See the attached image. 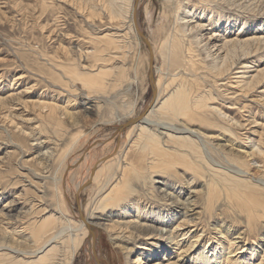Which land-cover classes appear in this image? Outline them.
Returning a JSON list of instances; mask_svg holds the SVG:
<instances>
[{"label":"bare ground","instance_id":"1","mask_svg":"<svg viewBox=\"0 0 264 264\" xmlns=\"http://www.w3.org/2000/svg\"><path fill=\"white\" fill-rule=\"evenodd\" d=\"M101 1L98 4L104 11H99L101 20L106 19L108 24L115 23L117 27H110L100 35H89L87 39L92 47H81L76 52L80 59L92 57L97 62L77 65L80 59L76 60L69 48L65 49V61L56 64L73 80L90 77L89 82L97 87L107 84L106 79L101 80L105 71L116 70L117 77H122L123 67L127 65L124 26L129 18L130 29L149 47L151 98L142 113L128 122L129 127L124 128L127 123L117 124L108 139L87 137L80 146L77 141L70 149L59 148L57 140L52 143L53 147L49 142L38 144V164L43 173H50L48 177L56 184L53 196L58 200L53 208L47 203L45 193L35 197L30 201L28 212L26 209L24 216L17 217L20 222L3 213L13 225L29 229L30 244L27 251L22 252L19 248L23 245L16 248L6 241L0 243V264H74L81 251L84 264H102L103 235H108L121 247L127 264H264V130H249L257 138L251 139L250 152L245 156L231 152L232 149L227 148H231L230 144H214L212 138L216 136L205 130L221 128L223 133L220 131V134H228L226 141L233 143L234 138L241 135L240 130L251 124L259 125L256 120L247 119L248 124H245L230 118L223 112V102L224 98L230 99L235 107L239 96L246 97L264 82V68H259L264 65L262 28L250 36L248 30L239 33L241 26L237 30L238 19L234 15L233 18L220 15L219 9H225L227 0H164L165 13L154 47L147 41L139 21L145 4L146 12L151 14L148 0ZM91 13L90 16L95 14ZM235 30L237 32L231 34ZM157 55L162 58V70L155 78L152 67ZM256 55L259 61H246ZM239 64L247 70L238 69ZM234 69L238 70L234 72ZM251 71L256 73L245 75ZM53 76L58 81L60 74ZM22 77L21 74L17 79ZM20 93L14 99L26 108L31 103L41 110L46 109L58 122L61 121L58 116H67L70 123L78 119L77 112L66 105L62 107L60 103L38 101L40 99L28 102ZM14 101L9 96L0 97V108L6 109L4 118H9L11 123L15 105H19ZM90 103L87 102L86 110L101 107L98 102ZM261 103L264 106V100ZM122 128L126 136L133 135L131 146L122 152L96 155L101 147L112 145ZM13 154L14 151L5 153L0 160L1 168ZM211 154L227 166L215 161ZM179 169L186 180L187 197L182 196L183 188L176 192L173 182L179 176ZM198 181L202 182L201 187ZM25 191L21 194L23 200L28 193ZM72 192L80 201L81 195L89 194L85 209L77 211L71 200ZM2 195L0 191V197ZM36 201L41 204L34 211ZM12 203L8 202L6 209ZM221 203L234 212L235 223L241 222L239 218L243 216L241 229L233 233V226L239 224L233 225L225 219V209L218 213ZM203 215L214 220V234L207 225L209 221H205V225L200 221ZM0 219L3 223L6 218ZM8 222L7 225H11ZM199 225L205 228L195 234ZM204 232L205 239L202 238ZM247 242L249 247L245 249ZM135 252L136 259L131 262Z\"/></svg>","mask_w":264,"mask_h":264},{"label":"rangeland","instance_id":"2","mask_svg":"<svg viewBox=\"0 0 264 264\" xmlns=\"http://www.w3.org/2000/svg\"><path fill=\"white\" fill-rule=\"evenodd\" d=\"M100 2L102 1L0 0V97L6 98L9 96V98H13V101L15 100L14 104H18L19 102L14 98L21 92L20 96L28 102L40 99L38 101L60 103L59 105H62V107L66 105L70 110L77 112L76 117H78L76 121L70 123V119L67 116H58L62 123L50 117L46 109L41 110L31 103H28V107L26 108L24 104L19 103V105H15L13 112L15 115L12 113L14 122L11 123L9 122V118L7 120L4 118L6 109L0 108V160L7 151H14L13 156L5 160L4 167H0V191L4 194V196L0 197V217L6 218L3 223L0 222L2 224H0V243L6 241L5 243L12 244L16 248L23 245L24 248H19L21 251H25L29 246L28 243L30 244L28 241L29 229L23 230L24 225H13L10 219L7 220V217L13 216L12 218L16 219V222H20V217L28 212L29 205H31L30 201L35 200V197L43 193L47 195L45 199H47V203L53 208H55L54 206H56V201L58 200L53 196L56 184L53 183L52 178L48 177L50 173H43L42 166L38 164V159L36 158L39 152L38 144L40 142H49V146L53 147L52 143L57 140L59 148L70 149L71 147L73 148L77 141V146H80L87 137L95 136L100 140L104 139L102 137L108 139L114 133V126L117 124L127 123L124 128L129 127L130 123L128 122L142 113L151 98L148 76L150 65L149 47L140 36L136 35L133 29H130L132 22H130L129 18L124 26V32L127 34V43H125L127 65L123 67L125 71H123L122 77H117L116 70L112 71L113 73L105 71L102 74L104 77L101 80L106 79L107 84L97 87L89 82L90 77H84L83 81L73 80L66 72L63 73L62 68L56 64L65 61V49L69 48L73 50L76 60L77 58L80 59L79 54L76 53L79 51L78 49L81 47H88L90 49L92 47L87 38H90L93 34L100 35L99 33H105L109 31L110 27H117L115 23L112 25L108 24L106 19L101 20V15L104 11L103 7L98 5L101 4ZM147 5L151 9V14L146 12L145 4L139 13V21L147 41L151 46L156 47L158 27L165 13L164 0H148ZM224 5L225 9H219L221 17L226 15L238 19L237 30L241 26L238 30L239 33L243 32V30H248L247 33L249 34L247 35L250 36L255 34L254 32H257L258 28H262L263 31L261 32H264V0H227ZM99 11H102V13ZM91 12L95 14L90 16ZM237 30L233 33L231 31V34H234ZM258 56L246 59V61L249 63L259 61ZM82 58L80 61H76L77 65H89V63L91 65L97 62L92 57L85 59L83 56ZM161 65L162 58L159 55L155 56L152 67L155 78L158 77L159 71L162 70ZM241 66L239 64L237 68L243 69V71L247 70L240 68ZM259 68H264V65ZM238 69H234L233 71L236 72ZM54 73L60 74L58 81L53 79ZM255 73V71H251L245 75L251 76ZM21 74L24 77L17 79ZM69 77L71 78L70 81ZM239 98V104H236L235 107L233 104H230V99L224 98L223 112L230 118L239 120L242 123L248 124L245 121L248 119L249 122L256 120V124L259 125L253 127L254 124H251L246 126V129L240 130L239 132L242 135H238L240 140L237 141L238 138L235 137L234 141L236 140V142L233 143L226 141L228 134H220V131L222 132L221 128L206 126L209 130H205L210 133L212 132L216 136L214 137L215 139L212 138L214 144H230L231 148H227L232 149L231 152L239 156H245L247 152H250L251 139L256 137L249 130L257 129L258 131H262V128L264 130V106L260 105L264 100V82L260 86L253 88L246 97L239 96ZM94 101L98 102L96 104L101 107H97L94 110H86L85 107L89 106L87 102L93 103ZM243 105H246L245 108L237 109L239 106L243 107ZM25 108L26 111L23 112L22 110ZM262 125L263 127H260ZM15 126L19 128L16 129ZM192 127L196 128V126ZM124 128L118 131L110 147H101V153L99 151L96 155L107 152L114 154L116 150L120 152L127 150L131 146L133 135L126 136ZM211 157L215 161L218 160L220 164L223 163L216 155L211 154ZM224 164L227 166L225 162L222 165ZM179 171L177 180L173 179L174 184L177 186V191H173L178 193L180 192L179 189L183 188L181 192L182 196L187 197L186 180L182 170L179 169ZM252 172L254 170L251 168L250 173L252 174ZM52 176L53 174H51ZM201 184L202 182L198 181L197 185L199 187L202 186ZM25 189L28 193L26 199L24 198L23 200L21 194L26 192ZM16 196L17 198H15ZM71 197L74 199L71 198L72 202H75L77 211L85 209L89 198L88 193L81 195V201L77 200L74 192L71 193ZM25 200H27V204H25ZM10 201L15 204L12 203V206L9 208L11 210L9 211V209H6L8 208L6 204ZM222 203L219 205L220 207L218 206V213L225 209L226 211H223L225 219L230 220L231 223L233 222V225L239 224L233 226L234 233L237 229H241L240 224L243 221V216L240 215L239 219H241V222L235 223L232 217V214L235 216L234 212L228 206L222 205ZM40 204L39 201L35 202L34 211L40 208ZM2 210L3 212L1 213ZM3 213L7 214V217L6 215L3 216ZM131 215L133 216V214ZM17 217L19 218L18 220ZM203 217L200 221L204 222V225L205 221H209L207 225H209V228H212L210 230L214 234V220L208 217L205 218V215ZM8 221L11 222V225H7ZM202 225L198 226V232L196 230L195 234L202 233V230L205 228ZM4 228L8 229L6 230L7 232ZM201 228L203 229L200 230ZM202 238L205 239V232L202 234ZM25 240L28 242H25ZM101 242L103 251L100 261L102 264H127L125 252L114 241L110 240L108 235H103ZM98 243L100 244V238H98ZM204 243L205 240L202 241V245ZM247 247H249V242H247L245 249ZM136 256L137 252L131 255V262L136 259ZM84 260L85 257L81 251L76 256L74 264H84Z\"/></svg>","mask_w":264,"mask_h":264}]
</instances>
